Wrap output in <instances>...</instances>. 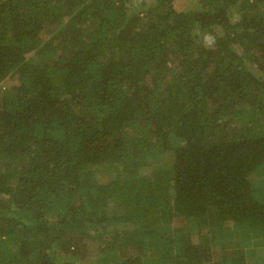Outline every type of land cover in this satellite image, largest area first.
Here are the masks:
<instances>
[{"label": "trees", "instance_id": "16d2710c", "mask_svg": "<svg viewBox=\"0 0 264 264\" xmlns=\"http://www.w3.org/2000/svg\"><path fill=\"white\" fill-rule=\"evenodd\" d=\"M0 264H264V0H0Z\"/></svg>", "mask_w": 264, "mask_h": 264}, {"label": "rangeland", "instance_id": "374dc122", "mask_svg": "<svg viewBox=\"0 0 264 264\" xmlns=\"http://www.w3.org/2000/svg\"><path fill=\"white\" fill-rule=\"evenodd\" d=\"M193 5H194V3L193 4H192V2L189 3L190 7H192ZM206 42L208 43V45H212L213 39L211 37H207ZM113 176H115V173L108 174V173H106L104 171H98V178L101 179V180H111L113 178ZM116 225H117L116 223L108 224L107 228L105 229V230H108L107 235L114 233L115 229H117V230L118 229L119 230L122 229V227H118L117 228ZM212 249H214L216 251H219V253H220L222 247L221 246H219V247L215 246ZM230 250H231V248H230ZM120 252H121V255L124 256V257L134 254L132 251H129L127 248H122ZM219 255H221V253ZM91 258L94 259V260H98V259L101 258V253H100L99 249L94 251V253H93Z\"/></svg>", "mask_w": 264, "mask_h": 264}]
</instances>
